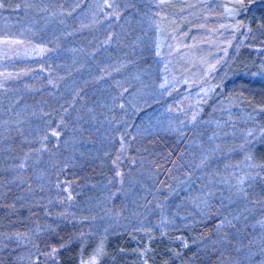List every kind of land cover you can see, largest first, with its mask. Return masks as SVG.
Returning <instances> with one entry per match:
<instances>
[{"label": "trees", "instance_id": "obj_1", "mask_svg": "<svg viewBox=\"0 0 264 264\" xmlns=\"http://www.w3.org/2000/svg\"><path fill=\"white\" fill-rule=\"evenodd\" d=\"M259 1L242 0L236 29L228 43L212 46L214 52L232 44V62L258 50L256 63H264ZM216 6L192 0H0V264H85L96 252L97 264L262 261L264 177L247 187L246 211L238 218L212 207L204 220L169 229L90 234L62 203L64 218L55 200L54 183L62 191L68 183L73 201L77 193L84 200L110 179L112 162L131 172L145 159L159 184L183 172L192 129L181 138L162 124L168 110L186 103L184 97L201 85L208 64L196 53H213L210 38L222 36L227 21ZM226 60L218 58V72ZM236 74L222 80L229 96L237 82L250 84L246 77L226 81ZM245 95L264 102V95ZM208 112L209 104L201 114ZM254 157L264 164L259 152ZM47 179L58 181L40 184Z\"/></svg>", "mask_w": 264, "mask_h": 264}, {"label": "rangeland", "instance_id": "obj_2", "mask_svg": "<svg viewBox=\"0 0 264 264\" xmlns=\"http://www.w3.org/2000/svg\"><path fill=\"white\" fill-rule=\"evenodd\" d=\"M192 1L220 7L221 15L218 17L221 20L224 16L227 21L220 26L222 36L210 38V47L228 43L227 38L237 27L239 14L236 8L242 0ZM262 3L264 0L258 4ZM225 29L230 31L229 34L226 35ZM231 45L215 52L213 48V53L207 55L211 60L196 53V60H204L203 66L208 64L200 79L201 85L191 92V96L184 97L186 103L175 110H168L163 119L162 127L178 133L181 138L187 136L190 128L194 134L186 145L183 172L176 173L174 181L169 184H159L158 173L145 159L135 164L131 172L112 162V180V176L104 178L97 189L88 190L84 200L77 199V193L74 201L68 183L62 191L60 184L54 183L58 180L40 182L42 185L45 183L44 186L54 183L55 200L60 203V214L64 218L68 215L62 209V203L74 213L75 221L86 225L87 232L103 235L112 231L143 230L147 227L169 229L177 224H191L207 218L212 207L218 213L226 212L234 218L241 216L243 211L245 213L247 187L254 188L253 185L264 177V164H259L254 157L257 152L264 156V102L250 101L245 94L249 92L259 98L264 95V87H260L264 84V63H256L258 50L251 58L232 62L228 55ZM216 56L227 59L220 72L216 70L219 58ZM243 66L251 70L252 78H247L249 76L244 74ZM252 68L258 69L252 71ZM232 72L237 74L226 81L246 77L250 84L237 82L229 96L227 85L222 80ZM208 104L210 112L204 116L201 113ZM133 164L134 160L130 167ZM67 168L66 164L64 169ZM98 257L96 252L85 264H97ZM239 263L252 264L247 257L240 259ZM256 264H264V258Z\"/></svg>", "mask_w": 264, "mask_h": 264}]
</instances>
